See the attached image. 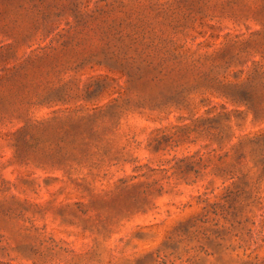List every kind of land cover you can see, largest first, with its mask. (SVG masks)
I'll use <instances>...</instances> for the list:
<instances>
[{"label": "rangeland", "instance_id": "obj_1", "mask_svg": "<svg viewBox=\"0 0 264 264\" xmlns=\"http://www.w3.org/2000/svg\"><path fill=\"white\" fill-rule=\"evenodd\" d=\"M0 264H264V0H0Z\"/></svg>", "mask_w": 264, "mask_h": 264}]
</instances>
